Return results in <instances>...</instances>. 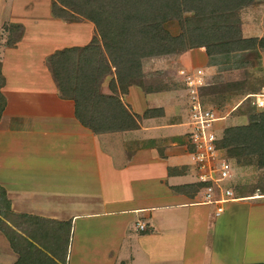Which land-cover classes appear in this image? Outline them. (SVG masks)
Segmentation results:
<instances>
[{
    "label": "crops",
    "instance_id": "1",
    "mask_svg": "<svg viewBox=\"0 0 264 264\" xmlns=\"http://www.w3.org/2000/svg\"><path fill=\"white\" fill-rule=\"evenodd\" d=\"M50 2L0 0V23L19 30L11 45L0 47V188L12 211L70 223L64 264H264V167L248 165L223 182L234 198L221 211L202 203L186 134L188 88L180 73L187 67L174 77L184 88L152 85L160 69L189 61L191 73L216 72L218 56L237 55L235 66L224 63L221 70L242 72L264 61V46L144 58L142 76L124 89L108 86L113 72L104 75L99 92L118 96L136 125L96 133L76 118L74 100L62 94L48 62L57 51L88 45L95 26L79 16L55 17ZM231 5L217 12L215 23L237 27L242 38H264V0ZM257 92H246L241 102H253ZM245 119L226 126L247 124L248 114ZM19 258L0 231V264Z\"/></svg>",
    "mask_w": 264,
    "mask_h": 264
},
{
    "label": "trees",
    "instance_id": "2",
    "mask_svg": "<svg viewBox=\"0 0 264 264\" xmlns=\"http://www.w3.org/2000/svg\"><path fill=\"white\" fill-rule=\"evenodd\" d=\"M231 4L232 0H53L55 17L85 18L97 33L85 47L57 51L48 59L60 91L74 100L76 118L96 133L134 128L135 120L119 97L98 89L102 77L112 72V87L117 83L124 89L129 79L142 76L144 58L193 47L214 54L242 51L257 43L264 46V38H242L235 26L215 23L217 12L233 9ZM172 21L179 30L171 31ZM3 81L0 64V87ZM4 105L0 91V113ZM216 147L228 158L264 167V110L251 114L247 124L224 128ZM10 215L13 225L2 222L0 231L20 257L23 249L27 252V259L19 258L16 264L65 263L70 223Z\"/></svg>",
    "mask_w": 264,
    "mask_h": 264
},
{
    "label": "rangeland",
    "instance_id": "3",
    "mask_svg": "<svg viewBox=\"0 0 264 264\" xmlns=\"http://www.w3.org/2000/svg\"><path fill=\"white\" fill-rule=\"evenodd\" d=\"M52 2L53 0H51L50 4L48 3V6L51 7ZM15 29H16L15 24L13 23H6V24L4 22L3 24L0 23V47L2 45L12 44L16 35L19 33V31ZM170 29L173 32L179 30L176 21H172V23H170ZM190 49L197 50L198 47H193ZM203 50L205 51L204 47H203ZM183 52L184 51L169 54V55H175L176 57H180L183 55ZM163 56H166V55H163ZM187 56H189V54H187ZM236 56L237 55L218 56L217 58L219 60L218 61L219 63L217 64L218 66L216 67L217 73L213 69L212 71H208L207 73L201 72L202 73L201 75L203 76V81H202V85L198 87L200 98L202 102L205 104V106L209 108L211 107L215 111V114L219 117H222V115H225V113L230 111L232 107H234L236 104H239L242 101L243 95L246 92H257L261 88V86L264 85V61L259 64L252 61L251 67L249 66V68H247L246 70H244L243 68V71L239 73L238 72L233 73L234 68H230V69L226 68L224 70H221L222 67H224V63L227 64L225 65L226 67H231L232 65L235 66L237 63V58H235ZM191 63L192 62L189 61L188 64L184 66L181 65L178 67L177 70L171 69L169 71V69H166V67H164L165 71L163 72L160 69V73H158L156 78L153 79L154 81H152L154 83L151 82L152 85L155 87L158 85L160 89L171 87L172 84H176L180 88H184L182 84L184 81L183 82H181V80L176 81L177 79H174V77L178 74L177 71L179 72L180 69L185 70L183 68H186V67L187 68L185 70V73L188 75H191V72H193V69H196V68H191L192 67ZM202 66L203 65H200V67ZM220 71L225 72V74L222 72L218 73ZM232 83L236 85L230 86ZM108 86L112 88L111 84H109ZM187 97L188 96L186 92V98ZM188 102L189 100L187 98L186 103ZM2 111L0 113V117L2 115ZM256 112H260V110L256 109L253 105H251V102L249 100H244L243 102L240 103L239 107L235 111L232 112L233 115H231V117H227L225 120H221V121L219 120V122H217L218 126L216 127L218 128H216V132L218 134H222V129L226 128L227 127L226 125L242 124V121L243 122L246 121L245 118L247 114L250 117L251 114L256 113ZM240 117H242L243 119L242 118L240 119ZM186 121H188V116L186 118ZM222 151L225 153V150L222 149ZM219 157H223V154L221 153V155H219L217 158ZM228 159L231 165V170H232L231 172L233 174H235L237 170L241 168H245L248 165H251V163L248 164V163H245V161H238L233 158L232 159L228 158ZM224 182H227V181H224ZM10 213L21 214V213H17V212L15 213L12 211V208L10 207V200L7 198L5 190L0 188V226H4L2 222H4L8 226L13 225V221L15 219L13 215H10ZM23 229L26 230V227L24 226ZM23 253H25L26 255L27 252H25L23 249ZM25 255H21L22 257H20V261L24 259ZM32 258H34V256H32ZM29 264H33V262L30 261Z\"/></svg>",
    "mask_w": 264,
    "mask_h": 264
},
{
    "label": "built area",
    "instance_id": "4",
    "mask_svg": "<svg viewBox=\"0 0 264 264\" xmlns=\"http://www.w3.org/2000/svg\"><path fill=\"white\" fill-rule=\"evenodd\" d=\"M184 83L188 88V145L190 155L195 164L197 182L203 183L202 203L217 204V210H222V204L233 199L230 188L224 187V181L232 177L231 165L227 155L222 149L216 147V142L221 138L214 128V123L219 116L210 107L205 106L199 94L198 87L202 85L201 70L191 75L181 71ZM255 100L251 102L256 108L264 110V86L257 93L252 94ZM223 154V157L217 158ZM142 227V225H141Z\"/></svg>",
    "mask_w": 264,
    "mask_h": 264
}]
</instances>
